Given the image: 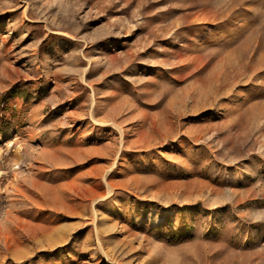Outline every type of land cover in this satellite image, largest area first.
<instances>
[{
	"label": "rangeland",
	"instance_id": "obj_1",
	"mask_svg": "<svg viewBox=\"0 0 264 264\" xmlns=\"http://www.w3.org/2000/svg\"><path fill=\"white\" fill-rule=\"evenodd\" d=\"M0 264H264V0H0Z\"/></svg>",
	"mask_w": 264,
	"mask_h": 264
},
{
	"label": "bare ground",
	"instance_id": "obj_2",
	"mask_svg": "<svg viewBox=\"0 0 264 264\" xmlns=\"http://www.w3.org/2000/svg\"><path fill=\"white\" fill-rule=\"evenodd\" d=\"M28 12H29V13H32V11H31V10H29Z\"/></svg>",
	"mask_w": 264,
	"mask_h": 264
}]
</instances>
